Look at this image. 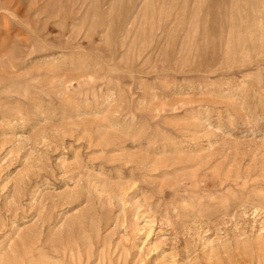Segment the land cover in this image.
Returning a JSON list of instances; mask_svg holds the SVG:
<instances>
[{"label":"rangeland","instance_id":"obj_1","mask_svg":"<svg viewBox=\"0 0 264 264\" xmlns=\"http://www.w3.org/2000/svg\"><path fill=\"white\" fill-rule=\"evenodd\" d=\"M0 264H264V0H0Z\"/></svg>","mask_w":264,"mask_h":264}]
</instances>
